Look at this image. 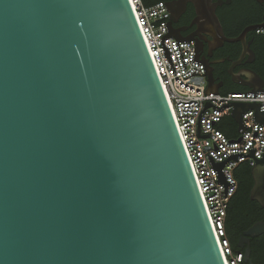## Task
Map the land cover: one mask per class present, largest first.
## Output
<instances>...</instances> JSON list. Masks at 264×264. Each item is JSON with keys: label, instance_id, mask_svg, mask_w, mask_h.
I'll return each instance as SVG.
<instances>
[{"label": "water", "instance_id": "water-1", "mask_svg": "<svg viewBox=\"0 0 264 264\" xmlns=\"http://www.w3.org/2000/svg\"><path fill=\"white\" fill-rule=\"evenodd\" d=\"M188 2L253 55L246 35L264 22L227 39L221 3ZM232 104L242 133L247 110L264 124L256 101H207L198 135L207 107ZM254 153L208 154L225 195L223 166ZM255 159L250 198L264 207ZM262 234L264 219L245 232ZM0 264H226L131 0H0Z\"/></svg>", "mask_w": 264, "mask_h": 264}, {"label": "built area", "instance_id": "built-area-1", "mask_svg": "<svg viewBox=\"0 0 264 264\" xmlns=\"http://www.w3.org/2000/svg\"><path fill=\"white\" fill-rule=\"evenodd\" d=\"M137 20L147 42L158 75L170 102L175 120L190 158L199 184L213 229L217 236L226 264H249L245 261L244 250L235 251L227 236L226 220L229 203L238 189L235 170L242 163L253 167L256 158L261 159L264 151V124L255 120V109L247 110L242 115L245 133L232 118L234 104L222 109L207 107L200 117V134L198 135L199 115L207 101L217 107L235 102L260 103L264 109V91H241L226 94L208 92V75L204 63L197 57L193 41L178 40L169 35L171 12L164 1L145 5L143 0H131ZM257 33L264 35V27L257 28ZM231 118L237 129L236 137H229L220 128V124ZM255 149L254 156L238 155L223 166L229 185L225 195V186L218 181V173L208 154L214 161L227 160L232 153L249 154Z\"/></svg>", "mask_w": 264, "mask_h": 264}, {"label": "flooded vegetation", "instance_id": "flooded-vegetation-1", "mask_svg": "<svg viewBox=\"0 0 264 264\" xmlns=\"http://www.w3.org/2000/svg\"><path fill=\"white\" fill-rule=\"evenodd\" d=\"M165 2L175 3L174 13H171L174 21L171 24V18L169 21L170 31L179 38L194 42L198 59L204 63L207 73L219 85L220 92L235 86L249 90V87L241 82L249 79L250 71L256 72L264 79V35L257 33V29L249 30L246 35V43L253 53L250 55L244 53L242 41L224 40L217 24L207 17H200L192 2H188L185 8L179 6L177 0ZM213 2L221 3L217 6L216 13L227 39L238 38L246 28H254L264 22V0H213ZM252 225L242 228L232 238L244 252L249 250L254 264H264V246L259 243L264 234L256 237L245 235ZM258 251L261 252L259 257Z\"/></svg>", "mask_w": 264, "mask_h": 264}, {"label": "trees", "instance_id": "trees-1", "mask_svg": "<svg viewBox=\"0 0 264 264\" xmlns=\"http://www.w3.org/2000/svg\"><path fill=\"white\" fill-rule=\"evenodd\" d=\"M145 5L150 6L160 1L166 0H143ZM248 89L235 86L233 88L222 91V94L229 92H241L247 91ZM220 128L225 134L231 138L237 136V129L234 121L231 118L225 119L221 124ZM235 177L238 180V189L233 198L229 203L227 220H226V231L227 236L231 241V245L235 251L241 249L237 246L233 235L241 230L242 228L252 225L260 219H264V207L258 202L250 198V191L253 185L252 179V167L248 163H242L235 170ZM259 243L264 246V235L261 236ZM261 252L258 251L257 256L259 257Z\"/></svg>", "mask_w": 264, "mask_h": 264}]
</instances>
